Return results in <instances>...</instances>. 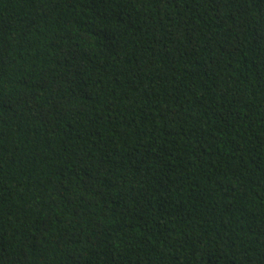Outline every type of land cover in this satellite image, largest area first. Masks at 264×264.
<instances>
[{
  "label": "trees",
  "instance_id": "obj_1",
  "mask_svg": "<svg viewBox=\"0 0 264 264\" xmlns=\"http://www.w3.org/2000/svg\"><path fill=\"white\" fill-rule=\"evenodd\" d=\"M0 264H264V0H0Z\"/></svg>",
  "mask_w": 264,
  "mask_h": 264
}]
</instances>
